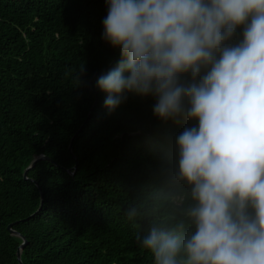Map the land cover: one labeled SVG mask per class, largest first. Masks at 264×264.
<instances>
[{"label":"trees","instance_id":"obj_1","mask_svg":"<svg viewBox=\"0 0 264 264\" xmlns=\"http://www.w3.org/2000/svg\"><path fill=\"white\" fill-rule=\"evenodd\" d=\"M108 10V0H0V264H20L11 223L28 241L24 264H154L136 240L149 222L127 208L175 213L191 191L176 179V138L198 119H160L151 95L105 106L97 78L122 58L103 38ZM39 156L49 159L29 168Z\"/></svg>","mask_w":264,"mask_h":264},{"label":"clouds","instance_id":"obj_2","mask_svg":"<svg viewBox=\"0 0 264 264\" xmlns=\"http://www.w3.org/2000/svg\"><path fill=\"white\" fill-rule=\"evenodd\" d=\"M108 9L103 38L122 56L96 81L109 112L131 93L154 96L162 120L199 121L176 138V179L191 188L176 212L127 208L129 220L149 222L138 244L154 264H264V0H108ZM240 25L243 41L225 46Z\"/></svg>","mask_w":264,"mask_h":264},{"label":"water","instance_id":"obj_3","mask_svg":"<svg viewBox=\"0 0 264 264\" xmlns=\"http://www.w3.org/2000/svg\"><path fill=\"white\" fill-rule=\"evenodd\" d=\"M97 103V100L95 101V104ZM95 104H94V106H95ZM69 149H70V151L72 152V141H71V143H70V145H69ZM73 153V152H72ZM74 157H75V159L77 160V158H76V156L74 155ZM43 159H49L47 156H39V157H36L34 160H33V162L31 163V165H30V167L29 168H32V167H34L35 165H36V163L39 161V160H43ZM28 168V169H29ZM27 169V170H28ZM73 169L74 170H76L77 169V163H76V165L73 167ZM26 170V171H27ZM25 171V178L27 179V176H26V172ZM66 171H68L69 173H72L73 174V172H72V170L71 169H66ZM33 182H35L37 185H38V183L35 181V180H33V179H31ZM41 189V188H40ZM43 202H44V195H43V193L41 194V204H40V207H39V210L42 208V204H43ZM38 210V211H39ZM15 223H11V224H9L8 225V229L10 230V232L13 234V235H19V236H21L22 237V239H23V242L21 243V245L19 246V248H18V252H17V258H18V261H19V263L20 264H24L23 263V261H22V258H21V256H22V250L25 248V246L27 245V243H28V241H27V239L25 238V236H23V235H21L18 231H16V230H14L13 229V225H14Z\"/></svg>","mask_w":264,"mask_h":264}]
</instances>
